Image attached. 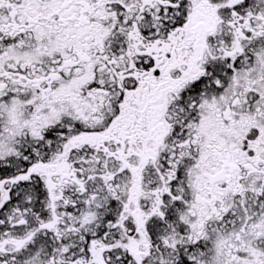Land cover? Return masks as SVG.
<instances>
[{"label": "flooded vegetation", "instance_id": "af4514ba", "mask_svg": "<svg viewBox=\"0 0 264 264\" xmlns=\"http://www.w3.org/2000/svg\"><path fill=\"white\" fill-rule=\"evenodd\" d=\"M0 264H264V0H0Z\"/></svg>", "mask_w": 264, "mask_h": 264}, {"label": "rangeland", "instance_id": "374dc122", "mask_svg": "<svg viewBox=\"0 0 264 264\" xmlns=\"http://www.w3.org/2000/svg\"><path fill=\"white\" fill-rule=\"evenodd\" d=\"M89 214V212H83L82 214H81V220H84L86 217H87V215Z\"/></svg>", "mask_w": 264, "mask_h": 264}]
</instances>
